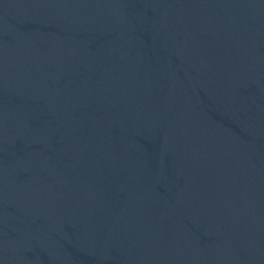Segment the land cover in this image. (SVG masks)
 <instances>
[{
    "label": "water",
    "instance_id": "water-1",
    "mask_svg": "<svg viewBox=\"0 0 264 264\" xmlns=\"http://www.w3.org/2000/svg\"><path fill=\"white\" fill-rule=\"evenodd\" d=\"M0 264H264V0H0Z\"/></svg>",
    "mask_w": 264,
    "mask_h": 264
}]
</instances>
